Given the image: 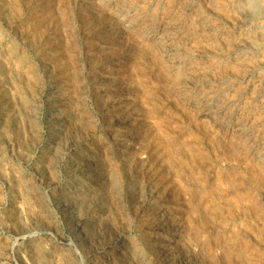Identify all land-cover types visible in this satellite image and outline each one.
Instances as JSON below:
<instances>
[{
	"label": "rangeland",
	"instance_id": "374dc122",
	"mask_svg": "<svg viewBox=\"0 0 264 264\" xmlns=\"http://www.w3.org/2000/svg\"><path fill=\"white\" fill-rule=\"evenodd\" d=\"M78 1L0 0V264H264V176L183 100L264 128V0L188 3L212 34L185 80L116 17L147 27L189 0Z\"/></svg>",
	"mask_w": 264,
	"mask_h": 264
},
{
	"label": "bare ground",
	"instance_id": "6f19581e",
	"mask_svg": "<svg viewBox=\"0 0 264 264\" xmlns=\"http://www.w3.org/2000/svg\"><path fill=\"white\" fill-rule=\"evenodd\" d=\"M78 1V0H77ZM94 1V0H93ZM110 3L111 0H105ZM136 1V0H135ZM155 1V0H154ZM164 1V0H163ZM174 4L178 0H173ZM188 2L182 3L181 8L177 9L176 16L182 14L186 20L181 18H173L172 16L156 21L146 27V18L143 12H129L128 8H118L116 21L122 29L125 31L133 33L138 38H143L142 40L146 42L148 47L154 46L160 56H162L164 75L172 79H187L190 75L196 73H204L206 69L204 68V61L206 57L198 54V52L191 48L193 42L197 37L207 34H212L210 28H206V19L202 16H197L191 13L188 9ZM210 1V0H209ZM76 2V1H75ZM79 2V1H78ZM89 2V1H88ZM96 2V1H95ZM94 2V3H95ZM148 2V0H147ZM208 2V1H207ZM214 2V1H213ZM122 3V2H121ZM126 3V2H125ZM135 3V2H134ZM142 3V2H141ZM170 3V2H169ZM196 3V2H195ZM238 3V2H237ZM76 4V3H75ZM81 4V3H80ZM89 4V3H88ZM98 4V3H97ZM120 4V3H119ZM159 5V3H157ZM178 4V3H177ZM185 4V6H183ZM193 4V3H192ZM108 5V4H107ZM118 5V4H117ZM164 5V4H163ZM133 6V5H132ZM152 6V5H151ZM165 6V5H164ZM163 6V7H164ZM203 6V5H202ZM75 7V6H74ZM117 7V6H116ZM149 7V6H148ZM170 7V6H169ZM177 7V6H176ZM208 7V6H207ZM98 8V7H97ZM142 8V7H141ZM139 7V9H141ZM212 8V7H211ZM239 8V7H238ZM95 9V8H94ZM93 9V10H94ZM99 9V8H98ZM137 9V8H136ZM148 9V8H147ZM159 9V7H158ZM208 9V8H207ZM90 10V9H88ZM110 10V9H109ZM212 10V9H210ZM236 10V8H235ZM234 10V11H235ZM105 11V10H104ZM112 11V10H111ZM239 11V10H238ZM87 12V11H86ZM98 12V11H97ZM138 12V11H137ZM248 12V11H247ZM251 12V11H250ZM164 13V12H163ZM151 14V13H150ZM172 14V13H171ZM193 14V15H192ZM240 14V13H239ZM109 15V14H108ZM156 15V14H155ZM192 15V16H191ZM195 15V16H194ZM255 15V14H254ZM111 16V15H109ZM157 16V15H156ZM148 17V16H147ZM156 19V18H155ZM152 20V19H151ZM101 21V20H100ZM212 22V21H211ZM210 22V24H211ZM95 23V22H94ZM112 23V22H111ZM240 23V22H239ZM97 25V24H96ZM115 25V24H114ZM145 25V26H143ZM227 25V24H226ZM236 25V24H235ZM253 25H255L253 23ZM258 25V24H257ZM217 26V25H216ZM220 26V25H219ZM244 26V25H243ZM256 26V25H255ZM259 26V25H258ZM94 27V26H93ZM215 27V26H214ZM222 27V26H221ZM227 27V26H226ZM102 28V27H101ZM111 28V27H110ZM114 28V27H113ZM145 28V29H144ZM230 28V27H228ZM236 28V27H235ZM264 28V27H263ZM116 29V28H115ZM148 30V32H146ZM214 30V28H213ZM220 30V29H219ZM223 31V30H222ZM234 31V30H233ZM243 31V30H242ZM215 32V31H213ZM217 32V31H216ZM215 32V33H216ZM219 32V31H218ZM241 32V31H240ZM250 32V31H249ZM254 32V31H253ZM260 32V31H259ZM258 32V33H259ZM102 33V32H101ZM121 33V32H120ZM222 33V32H221ZM93 34V33H92ZM96 34V33H95ZM112 34V33H111ZM110 34V35H111ZM218 34V33H217ZM243 34V33H242ZM102 35V34H101ZM126 35V34H125ZM124 35V36H125ZM254 35V34H253ZM258 35V34H256ZM90 36V35H89ZM232 36V35H230ZM249 36V35H248ZM94 37V36H93ZM106 37V36H105ZM235 37V36H234ZM242 37V35H241ZM259 37V36H258ZM257 37V38H258ZM109 38V37H108ZM210 38H213L210 35ZM220 38V37H219ZM236 38V37H235ZM103 39V38H102ZM110 39V38H109ZM123 39V38H122ZM231 39V38H230ZM229 39V40H230ZM264 39V38H263ZM262 39V40H263ZM218 40V39H217ZM256 40V39H255ZM94 41V40H93ZM110 41V40H109ZM232 41V40H231ZM258 41V40H257ZM95 42V41H94ZM149 42V43H148ZM222 42V41H221ZM248 42V41H247ZM250 42V40H249ZM110 43V42H109ZM131 43V42H130ZM213 43V42H212ZM227 43V42H226ZM235 43V42H234ZM241 43V42H240ZM254 43V42H253ZM257 43V42H256ZM96 44V43H95ZM113 44V43H112ZM124 44V43H122ZM126 44V43H125ZM210 44V43H209ZM259 44V42H258ZM102 45V44H101ZM202 45V44H201ZM107 46V45H103ZM122 46V45H121ZM120 46V47H121ZM133 46V45H132ZM131 46V47H132ZM227 46V45H225ZM259 46V45H258ZM126 47V46H125ZM199 47V46H198ZM205 47V46H204ZM242 47V46H241ZM114 48V47H113ZM118 48V47H117ZM116 48V49H117ZM137 48V47H135ZM237 48V47H236ZM244 48V47H243ZM132 49V48H131ZM115 51V50H114ZM123 51V50H122ZM139 51V50H138ZM235 51V50H234ZM134 52V51H133ZM233 52V50H232ZM255 52V51H254ZM101 53V52H100ZM129 53V52H128ZM127 53V54H128ZM144 53V52H143ZM245 53V52H244ZM253 53V52H252ZM121 54V53H120ZM119 54V55H120ZM142 54V53H141ZM218 54V53H217ZM233 54V53H232ZM156 55V54H155ZM215 55V54H214ZM219 55V54H218ZM227 55V54H226ZM232 56V55H231ZM230 56V58H231ZM240 56V55H239ZM246 56V55H245ZM252 56V55H251ZM119 57V56H118ZM257 57V56H256ZM106 58V57H105ZM129 58V56H128ZM142 58V55H141ZM254 58V57H252ZM126 59V58H125ZM110 60V59H109ZM117 60V59H116ZM124 60V59H123ZM223 60V58H222ZM112 61V60H111ZM125 61V60H124ZM143 60H141L142 62ZM243 61V60H242ZM255 61V60H254ZM140 62V63H141ZM208 62V61H207ZM135 63V62H134ZM241 63V62H240ZM256 63V62H255ZM139 64V63H138ZM159 64V63H158ZM258 64V63H257ZM123 65V64H122ZM206 65V64H205ZM208 65V64H207ZM115 66V65H114ZM228 66V65H227ZM127 67V66H126ZM138 67V65H137ZM212 67V66H211ZM248 68V67H247ZM211 69V68H210ZM244 69V68H243ZM253 69V68H252ZM257 69V68H256ZM261 69V67H260ZM123 70V69H122ZM215 70V69H213ZM240 70V69H239ZM115 71V70H114ZM246 71V70H245ZM242 73L234 82L237 85L236 100L240 99L243 94L247 92L251 86V82L248 80V72ZM254 71V70H253ZM257 71V70H256ZM116 72V71H115ZM163 72V71H162ZM214 72V71H213ZM207 73V72H206ZM210 73V72H209ZM239 73V72H238ZM203 74V75H204ZM211 74V73H210ZM230 74V73H229ZM233 74V73H232ZM240 74V73H239ZM260 75V74H259ZM152 77V76H151ZM198 77V76H197ZM208 77V76H207ZM219 77V76H218ZM225 77V76H224ZM231 77V76H230ZM229 77V78H230ZM249 77V78H250ZM206 78V77H205ZM227 78V77H226ZM264 78V77H261ZM165 79V78H164ZM196 79V76H195ZM210 79V78H209ZM216 79V78H215ZM251 79V78H250ZM229 80V79H228ZM231 80V79H230ZM171 81V80H170ZM205 81V80H204ZM207 81V80H206ZM167 82V81H166ZM188 82V81H187ZM190 82V81H189ZM193 82V81H192ZM200 82V81H199ZM202 82V80H201ZM219 82V81H218ZM225 82V81H224ZM191 83V82H190ZM215 83V82H214ZM233 83V82H232ZM263 83V80H257V87L259 88ZM165 84V83H164ZM163 84V85H164ZM168 84V83H167ZM166 84V85H167ZM194 84V83H193ZM223 84V83H221ZM174 85V84H173ZM177 85V84H176ZM191 85V84H189ZM202 85V84H201ZM200 87V85H198ZM198 87V88H199ZM214 87V86H213ZM225 87V86H224ZM188 88V87H187ZM190 88V86H189ZM188 88V89H189ZM203 88V87H202ZM199 88V89H202ZM227 88V87H226ZM252 88V87H251ZM262 88V87H261ZM192 89V88H191ZM216 89V88H215ZM260 89V88H259ZM101 90V89H100ZM197 90V89H196ZM217 90V89H216ZM230 89L228 88V91ZM183 91V90H182ZM187 91V90H186ZM191 91V90H190ZM203 91V90H202ZM180 92V91H179ZM195 92V91H194ZM219 92V91H217ZM223 92V91H222ZM232 92V91H231ZM256 92V91H255ZM196 93V92H195ZM204 93V92H203ZM120 94V93H119ZM183 94V93H182ZM206 94V93H205ZM209 94V93H207ZM230 94V93H229ZM264 94V93H263ZM49 95V94H48ZM122 95V94H121ZM127 95V94H126ZM129 95V94H128ZM173 95V94H172ZM221 95V94H220ZM250 95V93L248 94ZM50 96V95H49ZM194 97V95H192ZM259 98V92L256 93ZM117 97V96H116ZM185 97V96H184ZM189 97V96H188ZM247 97V95H246ZM115 98V97H114ZM113 98V99H114ZM228 98V97H227ZM51 99V97H50ZM120 99V98H119ZM129 99V97H128ZM135 99V98H134ZM212 99V98H211ZM126 100V98H125ZM185 105L189 106V109L193 112L195 119L207 121L210 128L216 132L217 136L224 138L228 141L229 146L237 149L238 151L248 155V158H252L253 164L256 163L257 167L260 169L262 175L264 176V128L258 129L260 125H250L247 120H242L234 112V108L231 110L229 108L230 103L221 102L217 105L208 104V98H202L195 100L194 98H184ZM213 100V99H212ZM243 100V99H242ZM253 100V99H252ZM134 101V100H133ZM260 101V100H259ZM220 102V101H219ZM234 102V101H233ZM252 102V101H251ZM262 102V101H261ZM106 103V102H105ZM116 103V102H115ZM132 103V101H131ZM245 103V102H244ZM255 103V102H254ZM128 104V103H127ZM137 104V102H136ZM182 104V103H181ZM232 104V103H231ZM241 104V103H240ZM257 104V103H256ZM260 104V103H259ZM258 104V106H259ZM115 105V104H114ZM129 105V104H128ZM242 105V104H241ZM250 105V104H249ZM106 106V105H105ZM131 106V105H130ZM181 106V105H180ZM236 106V105H235ZM248 106V105H247ZM252 106V104H251ZM183 107V106H182ZM124 108V107H123ZM128 108V107H127ZM137 108V107H136ZM135 108V109H136ZM258 108V107H257ZM106 109V107H105ZM254 109V108H253ZM100 111V110H99ZM138 111V109H137ZM263 111V110H262ZM117 113V112H116ZM141 113V111H140ZM238 113V112H237ZM254 113V112H253ZM104 114V113H103ZM114 114V113H113ZM245 114V113H244ZM109 115V114H108ZM255 117V114H253ZM257 115V114H256ZM120 116V115H119ZM133 116V115H132ZM259 116V115H258ZM261 116V115H260ZM142 117V116H141ZM193 117V118H194ZM244 117V116H243ZM246 117V116H245ZM249 117V116H248ZM253 117V118H254ZM252 118V117H251ZM264 118V117H263ZM114 119V118H113ZM112 119V120H113ZM119 119V118H118ZM115 120V119H114ZM140 120V119H137ZM254 120V119H253ZM136 121V120H135ZM145 121V120H144ZM252 121V120H250ZM111 122V121H110ZM134 122V121H133ZM259 122V121H258ZM116 123V122H115ZM139 123V121H138ZM127 127V124H125ZM142 125V124H141ZM208 125V124H207ZM140 126V125H139ZM138 126V127H139ZM264 126V125H263ZM119 127V126H118ZM143 127V126H142ZM131 128V125H130ZM144 128V127H143ZM141 128V129H143ZM262 128V127H261ZM124 129V128H123ZM138 132L140 133V130ZM126 131V130H125ZM144 131V130H143ZM131 132V131H130ZM124 133V132H123ZM133 133V132H131ZM135 133V132H134ZM138 134V133H137ZM142 134V133H141ZM131 135V134H130ZM143 135V134H142ZM215 135V134H214ZM118 136V135H117ZM132 136V135H131ZM116 137V136H115ZM124 137V136H123ZM138 137V136H136ZM114 138V136H113ZM141 138V137H140ZM139 138V139H140ZM132 139V138H131ZM145 139V138H144ZM217 139V138H216ZM137 140V139H136ZM224 140V141H226ZM124 141V140H123ZM146 141V140H145ZM219 141V140H218ZM217 141V142H218ZM216 142V143H217ZM223 142V141H221ZM220 142V143H221ZM116 143V142H115ZM139 143V142H138ZM226 143V142H225ZM227 143V144H228ZM224 144V143H223ZM126 145V144H125ZM222 145V144H221ZM123 146V145H122ZM230 146V150H231ZM221 147V146H220ZM119 148V147H118ZM138 148V147H137ZM143 148V146L141 147ZM215 148V147H214ZM225 148V147H224ZM107 149V148H106ZM221 149V148H220ZM108 150V149H107ZM124 150V149H123ZM141 150V149H140ZM223 150V149H222ZM133 151V150H131ZM105 152V151H104ZM120 152V151H119ZM122 152V151H121ZM144 153V152H143ZM147 153V152H146ZM149 153V152H148ZM220 153V152H219ZM238 153V152H236ZM106 154V153H105ZM124 154V153H123ZM130 154V153H129ZM134 154V153H133ZM138 154V153H136ZM122 155V154H121ZM120 155V156H121ZM132 155V154H131ZM140 155V154H139ZM152 155V154H151ZM244 155V154H243ZM242 155V156H243ZM118 156V157H120ZM127 156V155H126ZM130 156V155H129ZM135 155H133L134 157ZM195 156V155H194ZM245 156V155H244ZM107 157V155H106ZM105 157V158H106ZM246 157V156H245ZM244 158V157H243ZM120 160V159H119ZM142 160V159H141ZM147 160V159H146ZM247 160V158H246ZM148 161V160H147ZM127 161H125L126 163ZM143 162V161H142ZM255 162V163H254ZM124 163V164H125ZM141 163V161L139 162ZM149 163V162H148ZM152 163V162H151ZM156 163V162H155ZM146 164V163H145ZM144 164V166H146ZM156 165V164H155ZM254 166V165H253ZM155 167V166H154ZM146 168V167H145ZM258 169V170H259ZM257 174V173H256ZM134 175V174H132ZM131 175V176H132ZM150 177V176H149ZM146 178V177H145ZM152 179V178H151ZM250 179V178H249ZM259 179V178H258ZM147 180V179H146ZM242 180V179H241ZM132 181V180H131ZM145 181V180H144ZM146 182V181H145ZM153 182V181H152ZM134 184V183H133ZM146 184V183H145ZM136 186V185H135ZM147 186V185H146ZM145 186V187H146ZM150 187V186H149ZM141 188V187H140ZM139 188V189H140ZM152 188V187H151ZM129 191V190H128ZM137 191V189L135 190ZM146 191V190H145ZM150 191V190H149ZM153 191V190H152ZM131 192V191H130ZM128 193V192H127ZM145 193V192H144ZM152 193V192H151ZM157 193V192H155ZM131 194H134L133 192ZM141 194V193H140ZM143 194V192H142ZM129 196V195H128ZM157 196V195H156ZM138 197V196H137ZM140 198V197H139ZM151 198V197H150ZM133 199V198H132ZM135 199V198H134ZM149 199V198H148ZM136 200V199H135ZM151 201V200H150ZM160 202L161 200L158 199ZM156 203V202H155ZM154 203V204H155ZM152 206V205H151ZM253 209V208H252ZM158 218V217H157ZM166 218V217H165ZM155 219V218H154ZM170 220V219H169ZM154 221V220H153ZM152 221V222H153ZM160 221V220H159ZM164 221V220H163ZM162 221V222H163ZM169 222V221H168ZM171 223V222H170ZM162 225V224H161ZM172 226V224H171ZM178 226V225H177ZM164 227V226H163ZM167 227V226H166ZM173 227V226H172ZM171 227V228H172ZM170 228V227H169ZM168 228V229H169ZM174 230V229H173ZM178 240V239H177ZM182 245V244H181ZM193 250V249H192ZM194 252V250H193ZM195 253V252H194ZM196 255V254H195Z\"/></svg>",
	"mask_w": 264,
	"mask_h": 264
}]
</instances>
